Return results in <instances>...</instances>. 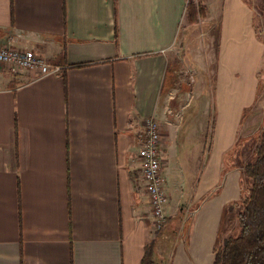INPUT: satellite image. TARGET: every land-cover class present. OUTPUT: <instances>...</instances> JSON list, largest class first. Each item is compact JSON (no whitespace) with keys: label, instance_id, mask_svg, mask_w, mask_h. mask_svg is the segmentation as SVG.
Returning a JSON list of instances; mask_svg holds the SVG:
<instances>
[{"label":"crops","instance_id":"obj_1","mask_svg":"<svg viewBox=\"0 0 264 264\" xmlns=\"http://www.w3.org/2000/svg\"><path fill=\"white\" fill-rule=\"evenodd\" d=\"M188 1L116 0L114 12V0H0V48L50 64L65 50L57 74L0 66V264H141L156 232L136 138L151 116L161 128L171 263L213 264L222 213L241 196L240 168L218 187L221 155L235 138L236 103L250 105L256 90L255 73L229 58L251 50L255 70L263 47L242 0H221L218 101L227 119L184 196L179 116L163 95ZM197 1L209 16V2ZM228 69L241 77L227 78Z\"/></svg>","mask_w":264,"mask_h":264},{"label":"rangeland","instance_id":"obj_2","mask_svg":"<svg viewBox=\"0 0 264 264\" xmlns=\"http://www.w3.org/2000/svg\"><path fill=\"white\" fill-rule=\"evenodd\" d=\"M204 1L206 0H201ZM207 1L209 16L197 0L192 2L199 4L203 9L202 13L196 14L193 20L188 16L191 10L184 15L174 54L170 59V72L163 95V98L168 96L172 98L168 102L173 107V113H177V118L179 116L176 148L180 164L183 165V191L186 197L194 192L202 173L207 170L212 160L215 138L218 133L220 134L217 123L222 117L219 115L218 92L220 93L221 83L219 77L225 68L222 66L220 56L224 10L221 0ZM242 2L250 12L252 30L263 48L255 70L253 65L258 56L255 54L254 57L251 50L243 51L235 58H229L232 59V64L244 67V72L255 73L256 90L250 105H247V100H239L236 103V105L241 104L236 116L238 120L236 134L232 145L221 155L218 187L223 184L226 174L233 168L239 169L253 160L257 135L264 130V0H242ZM225 64H227L226 59ZM228 70L227 78L235 75V79L238 80L241 77L240 72ZM240 90L243 92L244 86ZM223 117L227 119L226 115ZM231 117L232 114L228 119ZM177 178L180 180L179 174ZM166 225L165 219L164 229L162 228L158 235V232L156 233L153 264H172L174 225L170 224L167 228ZM233 228L234 222H231L228 231L223 233L224 235L220 234V243Z\"/></svg>","mask_w":264,"mask_h":264},{"label":"trees","instance_id":"obj_3","mask_svg":"<svg viewBox=\"0 0 264 264\" xmlns=\"http://www.w3.org/2000/svg\"><path fill=\"white\" fill-rule=\"evenodd\" d=\"M188 10H191L188 16L193 20L203 9L199 4L188 1L186 13ZM61 59H65L64 49L59 61L56 60L51 65L65 69V65L60 62ZM240 172L241 196L222 213L213 249V264H264V130L257 135L253 160L241 167ZM231 222H234L232 232L220 243V234L228 231ZM153 245L154 241L146 246L141 264L154 263Z\"/></svg>","mask_w":264,"mask_h":264},{"label":"built area","instance_id":"obj_4","mask_svg":"<svg viewBox=\"0 0 264 264\" xmlns=\"http://www.w3.org/2000/svg\"><path fill=\"white\" fill-rule=\"evenodd\" d=\"M12 66L36 73L38 77L57 74L62 71L61 66L48 63L42 56L31 50L15 48H0V66ZM140 146L141 177L145 183L148 201L153 219V229L157 233L165 223L164 206L167 195L164 189L161 160V128L154 116L144 120L142 130L137 134Z\"/></svg>","mask_w":264,"mask_h":264}]
</instances>
